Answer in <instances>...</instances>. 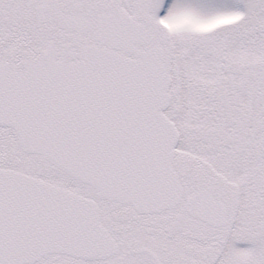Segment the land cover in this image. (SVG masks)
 <instances>
[{"label":"snow or ice","instance_id":"1","mask_svg":"<svg viewBox=\"0 0 264 264\" xmlns=\"http://www.w3.org/2000/svg\"><path fill=\"white\" fill-rule=\"evenodd\" d=\"M0 264H264V0H0Z\"/></svg>","mask_w":264,"mask_h":264}]
</instances>
